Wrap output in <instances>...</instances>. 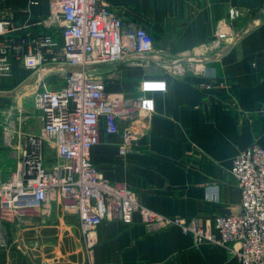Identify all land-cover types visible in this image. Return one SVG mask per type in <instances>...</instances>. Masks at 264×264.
I'll return each mask as SVG.
<instances>
[{
	"label": "crops",
	"instance_id": "crops-1",
	"mask_svg": "<svg viewBox=\"0 0 264 264\" xmlns=\"http://www.w3.org/2000/svg\"><path fill=\"white\" fill-rule=\"evenodd\" d=\"M49 1L0 0V13L19 31L44 33L48 29L40 23L49 14ZM99 1L124 26L146 29L153 50L145 56L130 51L126 60L97 70L106 80V94L124 102L117 134H107L101 121L92 164L162 216L197 217L212 228L216 216L237 214L240 195L231 161L253 143L264 148V0ZM220 31L236 39L214 53L211 40ZM41 69L26 85L32 95L41 82L59 86L51 82L59 78L48 75L51 68ZM146 79L166 82L165 92L152 94L150 114L133 108ZM32 123L41 132L37 112ZM125 131L130 138L123 145ZM22 141L18 135V156L27 148ZM44 154V165L53 166L54 152ZM231 249L196 246L176 227L153 230L134 216L131 223L103 221L89 258L75 214L63 212L58 200L44 214L31 211L0 222V264H241Z\"/></svg>",
	"mask_w": 264,
	"mask_h": 264
},
{
	"label": "built area",
	"instance_id": "built-area-1",
	"mask_svg": "<svg viewBox=\"0 0 264 264\" xmlns=\"http://www.w3.org/2000/svg\"><path fill=\"white\" fill-rule=\"evenodd\" d=\"M40 24L48 32L19 31L0 13V74L7 75L20 64L31 71L51 68L59 77L57 88L41 82V89L34 92L41 135L31 139L29 152L21 153L16 170L0 178V222L18 220L31 211L44 214L50 202L58 200L63 212L75 214L89 258L95 229L103 221L131 223L138 216L153 230L178 228L196 246H232V256L241 264H264V148L252 144L232 159L230 175L239 189L240 212L216 216L212 228L197 217L169 218L149 210L126 185L103 177L91 154L101 121L107 134L119 132L124 102L106 94V80L97 70L126 60L130 51L137 56L151 53L153 38L143 27L124 26L99 0H50L49 14ZM235 37L220 31L210 48L218 52L223 42ZM65 67L69 70L63 74ZM165 91L164 80L142 81L133 108L154 112L152 94ZM122 137L126 145L130 132ZM44 145L56 155L51 167L43 163ZM123 153L124 148L119 149Z\"/></svg>",
	"mask_w": 264,
	"mask_h": 264
},
{
	"label": "rangeland",
	"instance_id": "rangeland-1",
	"mask_svg": "<svg viewBox=\"0 0 264 264\" xmlns=\"http://www.w3.org/2000/svg\"><path fill=\"white\" fill-rule=\"evenodd\" d=\"M240 18L241 13L239 12V19ZM19 65L14 64L7 75L0 74V161L3 163V166L0 164L1 179L8 177L10 172L16 170L18 163H21V159L19 158L21 153L24 151L29 152L31 139H38L41 135V132L37 133L34 131L32 123L36 116V112L39 114L40 120V112L35 109L33 104L34 93L32 95L30 90L27 89L28 87H26V85L33 83V79L36 76V74H34L35 70H25ZM41 70L47 71L46 68H42ZM52 73L53 71L50 70L48 75H52ZM51 82L59 84L57 78L51 80ZM18 135L23 140L22 142H25V146L27 147L22 149L19 156L15 151ZM45 149L46 153L50 152V154H53L54 152V150L48 148L46 145H44V151ZM72 256L73 260L76 261L78 256L75 251H73ZM84 264H88V262Z\"/></svg>",
	"mask_w": 264,
	"mask_h": 264
}]
</instances>
